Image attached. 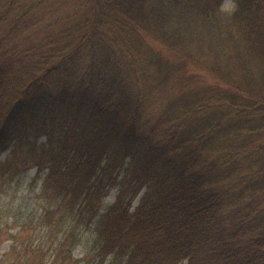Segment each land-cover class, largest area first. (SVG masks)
Returning <instances> with one entry per match:
<instances>
[{
    "label": "trees",
    "instance_id": "16d2710c",
    "mask_svg": "<svg viewBox=\"0 0 264 264\" xmlns=\"http://www.w3.org/2000/svg\"><path fill=\"white\" fill-rule=\"evenodd\" d=\"M223 1L0 0V163L42 176L59 252L264 264V0Z\"/></svg>",
    "mask_w": 264,
    "mask_h": 264
},
{
    "label": "rangeland",
    "instance_id": "374dc122",
    "mask_svg": "<svg viewBox=\"0 0 264 264\" xmlns=\"http://www.w3.org/2000/svg\"><path fill=\"white\" fill-rule=\"evenodd\" d=\"M233 5V0H224L221 10L229 11ZM3 7L6 10L0 9V38L9 30L18 5L14 4V11H9L6 4ZM5 11L8 12L1 16ZM7 153L8 150L0 156V161ZM4 165L0 163V264H51L53 261L54 264H94L89 254L94 231L89 229L79 235L70 257L65 248L59 252L58 241L64 229L58 230L54 226L56 216L45 212L47 198L40 193L42 176L38 179L33 167L10 177L9 167ZM116 192L117 188L110 189L102 209L114 200Z\"/></svg>",
    "mask_w": 264,
    "mask_h": 264
}]
</instances>
